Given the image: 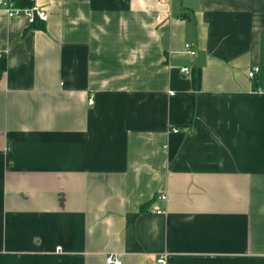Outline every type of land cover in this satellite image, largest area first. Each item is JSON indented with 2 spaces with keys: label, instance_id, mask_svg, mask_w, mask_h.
<instances>
[{
  "label": "crops",
  "instance_id": "obj_1",
  "mask_svg": "<svg viewBox=\"0 0 264 264\" xmlns=\"http://www.w3.org/2000/svg\"><path fill=\"white\" fill-rule=\"evenodd\" d=\"M34 1L0 8V264H264V0Z\"/></svg>",
  "mask_w": 264,
  "mask_h": 264
},
{
  "label": "built area",
  "instance_id": "obj_2",
  "mask_svg": "<svg viewBox=\"0 0 264 264\" xmlns=\"http://www.w3.org/2000/svg\"><path fill=\"white\" fill-rule=\"evenodd\" d=\"M0 8L4 9L9 15H25L29 21L31 23L37 22V21H47L48 20V14L47 12L36 6V4H34L32 7L30 8H25V9H19V8H15L11 3H9L6 0H0ZM185 49L187 51V53L190 54V56L194 57L197 54V51L194 49L193 45L189 42L185 43ZM4 55L3 51H0V57H2ZM184 73H189L190 72V68L188 66H184L181 69ZM259 68L258 67H254L250 72L249 75L250 76H254V74L256 72H258ZM90 103H94V98H90ZM174 131H178V129H174ZM158 199L163 200V201H167L168 200V195L166 193L164 194H160L158 196ZM164 209L162 208H158V211H163ZM61 247H58V249H60ZM106 263L107 264H122V260L119 257V255H117L116 253H110L106 256ZM157 263L158 264H169V262L167 261L166 255H162L160 257H158L157 259Z\"/></svg>",
  "mask_w": 264,
  "mask_h": 264
},
{
  "label": "trees",
  "instance_id": "obj_3",
  "mask_svg": "<svg viewBox=\"0 0 264 264\" xmlns=\"http://www.w3.org/2000/svg\"><path fill=\"white\" fill-rule=\"evenodd\" d=\"M9 3H11L15 8L19 9H25V8H30L35 4L34 0H6ZM37 22H34L32 24H36ZM7 68V59L3 55L0 57V75L6 70Z\"/></svg>",
  "mask_w": 264,
  "mask_h": 264
}]
</instances>
